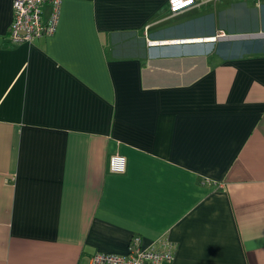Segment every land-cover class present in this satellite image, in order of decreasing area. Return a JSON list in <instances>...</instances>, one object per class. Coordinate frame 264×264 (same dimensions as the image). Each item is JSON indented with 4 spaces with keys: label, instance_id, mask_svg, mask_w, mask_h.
Instances as JSON below:
<instances>
[{
    "label": "crops",
    "instance_id": "crops-1",
    "mask_svg": "<svg viewBox=\"0 0 264 264\" xmlns=\"http://www.w3.org/2000/svg\"><path fill=\"white\" fill-rule=\"evenodd\" d=\"M196 1L61 0L52 35L12 44L0 0V264L134 235L170 264H264V0Z\"/></svg>",
    "mask_w": 264,
    "mask_h": 264
},
{
    "label": "built area",
    "instance_id": "built-area-1",
    "mask_svg": "<svg viewBox=\"0 0 264 264\" xmlns=\"http://www.w3.org/2000/svg\"><path fill=\"white\" fill-rule=\"evenodd\" d=\"M61 0H13V20L8 29V41L12 44L31 42L41 36H50L56 29ZM196 0H168V9L172 14L200 5ZM50 6V14L43 18L42 6ZM108 170L111 173H123L126 170V159L114 153L109 157ZM173 245L165 238L145 244L138 235L131 237L127 252L117 255L97 252L92 255L88 264H170L173 259Z\"/></svg>",
    "mask_w": 264,
    "mask_h": 264
}]
</instances>
